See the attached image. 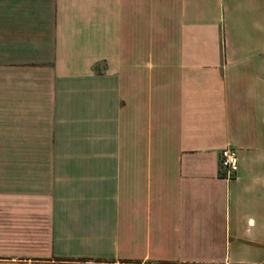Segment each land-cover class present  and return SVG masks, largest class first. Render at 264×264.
<instances>
[{
  "label": "crops",
  "instance_id": "1",
  "mask_svg": "<svg viewBox=\"0 0 264 264\" xmlns=\"http://www.w3.org/2000/svg\"><path fill=\"white\" fill-rule=\"evenodd\" d=\"M0 264H264V0H0Z\"/></svg>",
  "mask_w": 264,
  "mask_h": 264
},
{
  "label": "built area",
  "instance_id": "2",
  "mask_svg": "<svg viewBox=\"0 0 264 264\" xmlns=\"http://www.w3.org/2000/svg\"><path fill=\"white\" fill-rule=\"evenodd\" d=\"M238 155L236 148L226 145L219 152V171L225 178L230 179L236 175Z\"/></svg>",
  "mask_w": 264,
  "mask_h": 264
}]
</instances>
